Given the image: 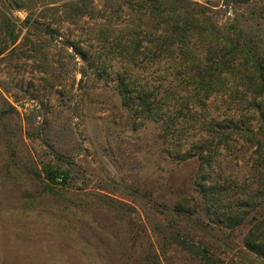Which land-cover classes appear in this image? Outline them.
Returning a JSON list of instances; mask_svg holds the SVG:
<instances>
[{"label": "rangeland", "instance_id": "374dc122", "mask_svg": "<svg viewBox=\"0 0 264 264\" xmlns=\"http://www.w3.org/2000/svg\"><path fill=\"white\" fill-rule=\"evenodd\" d=\"M188 1L207 8L211 29H232L227 0ZM256 1L249 8L261 10ZM146 2L0 0V264H264L244 246L264 218V124L241 75L196 115L243 120L254 131L219 149L207 181L222 198L210 215L197 188L199 160L179 162L176 138L122 105L113 79L126 67L132 31L152 49L139 53L137 83L170 89L169 105L185 103L186 81L165 77L176 64L153 47L159 20L144 17ZM240 15L239 26L263 40L264 19ZM183 130V142L203 134L199 124ZM48 168L66 184L46 186ZM179 204L199 209L173 216ZM235 207L246 221L227 228L219 219Z\"/></svg>", "mask_w": 264, "mask_h": 264}, {"label": "trees", "instance_id": "16d2710c", "mask_svg": "<svg viewBox=\"0 0 264 264\" xmlns=\"http://www.w3.org/2000/svg\"><path fill=\"white\" fill-rule=\"evenodd\" d=\"M146 1L150 5L145 9L146 13H143L144 17L147 20H159L158 24L152 28L155 31L154 36L157 37V40L154 39L153 47L160 52L162 61L171 60L176 64L175 69L170 74L167 73L165 77L171 76L176 81H186L188 89L184 90L185 103L177 102L169 105L168 90L170 89L160 92L152 87H142L137 83L134 74L137 70L139 53L142 49L144 51L152 49L143 46L144 41L139 39L141 33L137 34L136 31L131 32L128 47H122L120 59L126 67L123 71L114 73L113 80L121 96L122 105L126 109L137 114L138 117L158 122L165 137L176 138L175 157L179 162L195 158L199 160L200 167L196 183L199 193L205 200V211L210 215L212 211L218 210L217 203L222 198L216 187L209 185L207 181L214 159L222 146L229 145L233 135L238 133L246 135L245 132L250 130L243 128V120L225 119L220 124L208 120L199 121L196 115L198 110L207 107V102L214 93L219 92L222 86H226L230 76L237 77L239 74L247 86L246 98L248 96L252 98L249 106L258 116L259 121L264 124V107L257 103L259 99L264 98V39L259 40L258 32L252 28L251 31H246L239 26L240 21L237 19L238 13H241L240 16L243 18L247 15L248 17L244 18L247 22L264 19V0L256 1L262 5L261 10L249 8L253 6L255 0H227L228 7L235 15V23L232 29L221 32L215 26H212V29L209 27L207 23L211 18L206 14L207 8L197 3L188 0ZM233 2L234 5L230 7ZM194 38L198 39L200 45L197 42L192 43ZM72 46L76 54L84 61L90 59L76 45ZM189 123L193 128L195 124H199L203 134L194 137L191 141L183 142L180 133ZM250 132L254 134L253 130ZM213 134L215 136L210 139ZM250 140L253 142V136ZM256 144L262 149L261 141H256ZM59 178H62L60 183L57 181ZM44 181L46 186L53 188L57 184L65 185L67 176L59 170L48 168L44 173ZM262 195L264 196V192ZM235 208L228 209L219 219V222L227 228L235 229L246 221L248 213H239L237 207ZM198 209V207H192L185 210V206L179 204L172 215L179 217L185 212L194 215ZM180 243L183 247L189 248L186 241L181 240ZM244 246L264 261V218L257 220L249 230ZM189 250L197 252L200 256H202L201 252H206Z\"/></svg>", "mask_w": 264, "mask_h": 264}, {"label": "built area", "instance_id": "2783aa9c", "mask_svg": "<svg viewBox=\"0 0 264 264\" xmlns=\"http://www.w3.org/2000/svg\"><path fill=\"white\" fill-rule=\"evenodd\" d=\"M57 181H58L59 183L62 182V178L57 179Z\"/></svg>", "mask_w": 264, "mask_h": 264}]
</instances>
